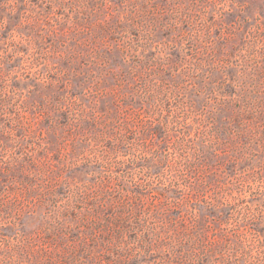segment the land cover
Listing matches in <instances>:
<instances>
[{
  "label": "rangeland",
  "instance_id": "1",
  "mask_svg": "<svg viewBox=\"0 0 264 264\" xmlns=\"http://www.w3.org/2000/svg\"><path fill=\"white\" fill-rule=\"evenodd\" d=\"M0 264H264V0H0Z\"/></svg>",
  "mask_w": 264,
  "mask_h": 264
}]
</instances>
